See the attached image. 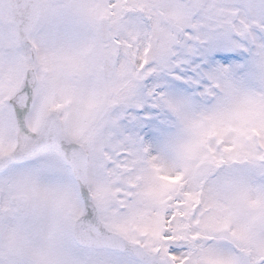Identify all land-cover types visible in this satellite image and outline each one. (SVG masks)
Returning a JSON list of instances; mask_svg holds the SVG:
<instances>
[{
	"label": "snow or ice",
	"instance_id": "snow-or-ice-1",
	"mask_svg": "<svg viewBox=\"0 0 264 264\" xmlns=\"http://www.w3.org/2000/svg\"><path fill=\"white\" fill-rule=\"evenodd\" d=\"M0 264H264V0H0Z\"/></svg>",
	"mask_w": 264,
	"mask_h": 264
}]
</instances>
